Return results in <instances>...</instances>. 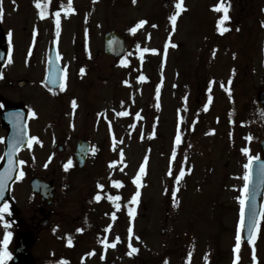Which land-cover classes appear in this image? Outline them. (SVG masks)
Here are the masks:
<instances>
[{"label":"rangeland","instance_id":"374dc122","mask_svg":"<svg viewBox=\"0 0 264 264\" xmlns=\"http://www.w3.org/2000/svg\"><path fill=\"white\" fill-rule=\"evenodd\" d=\"M168 1V10L164 15L168 11L171 14L174 10L171 7L173 0ZM183 1L186 6H190V10L179 17L178 28L174 31L170 27L166 29V32H174L171 38L162 39L156 27L159 24L162 26L164 0H135V3L133 0H100L96 4L93 19L96 20L100 36L109 29H117L124 35H129L130 26L143 16L149 17L151 22L137 35L131 36L135 38V42L129 44L132 46L131 55L127 53L115 66L114 60L109 61L103 54H97L94 59L93 55L87 56L81 46L77 59L74 60L72 54H68L66 65L69 84L63 93L69 98L71 96L70 105L73 100L76 101L78 112L66 116L64 123L54 126V133L57 135L51 140L47 139L52 143V148L44 141L43 147L38 150L34 148L23 156L34 163L31 171L33 174L43 177L46 175L48 179L58 182L55 203L57 212L53 218L62 225L59 222V214L62 213L59 207L66 202L68 209L69 202L78 204L76 211L67 210L66 216L72 217V221L79 218L78 215L83 211L82 198L92 196L100 179H104L106 183L114 178V173L108 166L110 158L116 154V159L124 162L125 171L122 175L125 178H134L135 175L141 177L139 184L142 186V199L135 205L133 223L138 235H142V229L146 228L145 236L150 244V264H191L194 256L191 238L206 235V232L199 231H204L206 227L208 236L217 237L221 244L228 239V244L231 245L237 217L235 186L241 182L236 174L242 171L245 159L241 148L249 145L254 154L259 148V141L264 137V110L259 111L255 103L257 92L264 90V71L260 70L258 55L264 37L259 27L263 21L261 10L264 0H224L230 19L223 25L228 32L220 37L216 34L215 27L213 28L217 18L223 15L222 11H217L214 7L220 0ZM91 18L90 14L87 21ZM166 25L168 26L167 23ZM144 44H147L148 49L157 50L155 53H147V72L151 79L145 89V93L148 91L145 98L135 87L139 86L135 83V75L128 73L121 65L122 60L129 59L132 66L140 68V63L135 58L137 46ZM166 44L168 47L165 53ZM68 47L71 50L72 42H69ZM93 48L97 49V45L94 44ZM87 67L95 70L85 71V74L77 78V71ZM18 71L22 69L19 68ZM164 72L168 75L166 84L170 87L165 89L166 111L161 114V108L152 102L151 96L153 97L155 85L160 83ZM124 80L131 82L130 87L123 85ZM80 86L85 89L81 90ZM115 86L122 101V104H118V109L144 105L149 112V132L156 131L158 136L150 135L139 139L136 135L141 132L139 126L138 132L131 134L126 120L119 118L117 111H114V104L106 94L115 89ZM31 88L20 90V93L27 95L26 92L29 93ZM77 103H80V107ZM206 104L207 109L204 107ZM49 105L47 97L41 102L40 108L46 109ZM70 105H67V109ZM244 106L243 115L241 109ZM106 109L110 111L108 117L117 118L119 136L115 150H111L115 154L108 150L107 132L110 128L96 120L98 112ZM61 111L62 109H58L56 115L59 116ZM225 117L230 118V121L226 122ZM244 120L258 131L252 130L247 134L250 127L246 122V127L241 125ZM175 125L180 127L179 144L175 142L178 130L174 129ZM65 132L69 134L68 139ZM81 133L89 137L93 144L104 142L106 152L102 153L103 159L96 155L93 148L85 168L73 167V170L53 173L52 162L53 165H58V162L72 160L75 142ZM249 135L251 140L247 139ZM60 145L65 147L63 151L58 150ZM50 161L51 166L46 170L44 165ZM141 165H144L143 173H140ZM180 169L185 174L177 182L175 177L179 175ZM28 173L22 180L24 183L16 185V192L13 194V197L15 195L19 198L14 200L21 216L28 214L31 204L29 199L41 202L37 196L29 193L30 189H26ZM173 192L176 193L175 197L172 196ZM184 198L187 200L185 203ZM104 211L112 213L109 204L101 206L100 212L104 214ZM201 215H206L207 224L199 222ZM164 228L168 230L166 234L162 233ZM63 231L55 235L49 231L43 237L53 235L57 244L52 246L55 251L46 250L41 244L33 247L32 252L40 264L57 263L60 259H66L70 264H110V259L103 260L98 255L84 260L80 251H72L66 246L64 241L67 233H62ZM219 245L216 251L223 249ZM112 253H117L111 259L116 261L115 264H139L141 257L138 252V257L131 261L118 251Z\"/></svg>","mask_w":264,"mask_h":264},{"label":"flooded vegetation","instance_id":"af4514ba","mask_svg":"<svg viewBox=\"0 0 264 264\" xmlns=\"http://www.w3.org/2000/svg\"><path fill=\"white\" fill-rule=\"evenodd\" d=\"M88 2H84V0H71V8L68 7V0H41L45 15L42 18L40 16V9L36 7L34 0H0V7L3 8V16L0 18V47L4 46L8 50V59L6 63H0V158L1 153L5 149V136L7 134V130L2 125V112L7 108H16L20 105H27L30 113L35 112V118L33 115L30 117L35 119L36 126L33 128L34 134L32 137H37V140L50 139L56 136L54 133V126L60 125L63 122V119L67 116H71L74 112H78L77 106L73 108L71 101L67 94L63 93V88L60 89H50L47 87L45 80L46 75L49 68V61L53 54L57 55V52L60 55V60L66 62L68 54L71 53L74 57V60L77 59L79 46L83 47V52L87 56L94 57L100 54L107 56V59L110 61L114 60V66L120 60L111 54H107L105 52V35L106 31H104L103 35L100 36L97 33V23L94 19V11L96 4L100 2V0H87ZM168 0H164L163 2V14L161 16L162 26L158 30L161 33L162 39L171 38L174 32L169 33L166 32L167 28H172L170 17L176 12V7L173 4L171 7L174 9L172 13L168 11L165 15L164 12L168 10ZM174 2V0H173ZM63 3L64 7L61 8V4ZM87 5L89 6L87 8ZM60 12V33L57 36L56 34V24H55V13ZM92 18L87 21V17ZM179 17V15H178ZM142 20L146 21L142 26V28L147 26L149 17L143 16ZM169 20V21H168ZM168 24V26L166 25ZM164 24V27H163ZM262 29V34L264 33V24L259 26ZM165 28V29H164ZM110 30V29H109ZM9 32H11V37H9ZM128 44L134 43L135 38L131 37V33L129 36L124 35ZM141 41V39L139 40ZM72 42V48L69 50L68 44ZM167 42V41H166ZM97 45V49L94 50L93 46ZM103 48V49H102ZM143 49V47L141 48ZM260 49V50H259ZM258 49V55L260 59V70L264 71V37L263 41L260 44ZM140 63L139 69L142 77L145 79H140L139 86H136L138 92L145 98L147 92L145 93V89L148 87V62L145 59L144 54L143 58L140 57L135 58ZM1 62V61H0ZM78 62V61H77ZM67 64V63H66ZM21 68L22 71H18ZM145 69V70H144ZM95 69L87 68L85 71L92 72ZM85 71L81 72V70L77 71L76 77L79 78ZM174 79V76H173ZM67 80L65 74V81ZM136 80V79H135ZM138 81V79L136 80ZM168 75L165 74L162 79V84L159 85V98L161 97L163 100L159 102L158 107L161 108L160 113L164 114L166 111V95L165 89L167 87ZM82 83V81H81ZM32 87L27 93L24 95L20 93V90ZM64 87V86H63ZM81 90L85 89L83 86H80ZM19 91V92H18ZM108 93L109 100L114 104V111L117 109L116 102L118 98L117 89H112L111 92ZM264 90H259L257 92V100L255 103L258 106V110H264ZM9 94H12L9 95ZM100 96V95H99ZM50 100V105L46 107V112L49 117H46L41 112H37L35 109L38 104H41L44 98ZM32 99V101H31ZM35 99V100H34ZM38 100V101H37ZM31 101V102H30ZM37 101V102H36ZM67 105H70L69 109H67ZM58 109H62L60 115H56V111ZM35 110V111H34ZM113 111V109H111ZM242 114L245 113V106L241 109ZM54 113V114H53ZM70 113V114H69ZM139 113V115H137ZM148 108L144 105L140 104L135 106L134 108L127 107V124L132 131L131 134H136L138 132V126L141 127L140 133L136 134L140 138L147 136L149 133L148 129ZM69 114V115H68ZM109 114V113H108ZM111 121L106 122L102 120L101 116H96V120L101 123H105L110 130L107 132V137L109 140L116 139L117 137V124L116 117H109ZM226 122L230 121V118L225 117ZM241 122L243 127H246V123L249 125V129L247 134L250 132L258 131L255 126H251L249 122ZM99 123V122H98ZM175 129V128H174ZM264 131V128H262ZM32 131V130H31ZM160 134V133H159ZM264 134V133H263ZM65 136L68 139L69 134L65 132ZM264 138V137H263ZM261 138V139H263ZM84 139L90 140L84 134H79L77 136V140ZM36 140V141H37ZM173 140V138H172ZM35 142V141H34ZM249 144V142L247 143ZM250 151L249 153H244L241 148V152L243 154L244 163L242 165V171L237 173L236 176L240 179V183L235 186L236 190V220L233 228V238L231 245L228 244V239H226L223 244H221V240H217V237L208 236L209 232H207L208 227L200 232L205 233L200 234L198 236L191 238V243L193 247V258L191 264H264V217L260 216L257 227L254 229L253 233H255L254 239L251 243H249L245 236V224L241 231V248L239 253L234 252V246L236 243V233L237 229L240 225V201L238 197L247 194V192H243L244 186V174L246 169L244 167L246 158L248 155L261 157V140L259 141V148L256 153H252V149L250 146H246ZM65 147L63 146V150ZM51 162L49 164H45L44 168L48 170L51 166ZM58 165L51 166V170L53 173L58 171H68L69 167L65 169L64 165L67 161L58 162ZM34 164H31V170L33 169ZM44 178L47 181H54V179H48L45 175ZM58 190L56 191L57 194ZM95 192L92 193L91 197L85 199L82 198V207L83 211L78 215L79 218H75V221H72V217H67V210L71 212H75L77 209V205L69 202L70 208L68 209L66 203L59 207V210L62 211L60 216V225L57 220L53 218L54 213L57 212L55 203L46 202H37L35 200L31 201L30 207L28 208V214H24L23 216L19 215L18 208L13 205L10 207L13 214L11 228L14 233V241L7 245V250L9 252L16 251L17 249H22L23 251L32 252L33 247L36 245H40L44 247L46 250L55 251L53 249V245L56 244V240L52 234H59V231H66V238L64 243L67 247L75 246L80 251L85 250H108V251H118L127 259L133 261V254L129 255L130 252L129 243L132 244L133 247L137 248L138 252H140V260L139 264H150L148 259V253L150 244H148V240L145 236L146 228L142 229V235L137 233L133 234L132 228V219L130 216L122 211L119 215L116 213V218H112V213H107L104 211L102 214L101 206L111 205L110 202H100L99 199H96L94 195ZM183 195V194H182ZM142 199V193L140 200ZM184 203L187 201L185 198L183 199ZM183 201L181 203H183ZM89 202V203H88ZM37 205V207L35 206ZM216 209V208H215ZM262 211H264V197H263V207ZM18 212V213H17ZM212 213H216L212 211ZM9 212L4 213L3 216H7ZM202 217L199 222L207 221L206 215H201ZM2 219V218H0ZM3 220V219H2ZM7 220V219H6ZM6 220H3L5 223ZM194 221L190 220V222ZM207 224V222H205ZM6 226V223H5ZM192 226V225H191ZM132 228L131 238L129 237L128 229ZM193 228V226H192ZM67 229V230H66ZM78 229H82V231H78ZM52 234L46 236L44 239V235L48 232ZM168 230L166 228L162 229V233L166 234ZM210 233H212L210 231ZM144 235V236H143ZM119 236V240H116V237ZM139 237V239H137ZM204 237V238H203ZM203 238V239H202ZM43 239V240H42ZM102 241L107 242V246ZM223 241V239H222ZM74 242V243H72ZM1 243L3 244V240L1 239ZM113 243L115 246H112ZM227 243V244H226ZM220 244V245H219ZM223 247V249L217 250V246ZM253 249L255 250V260H253ZM129 251V252H128ZM15 253V252H14ZM33 253V252H32ZM34 254V253H33ZM239 256V259L236 260V256ZM138 256V254H137ZM37 264L39 260L35 257ZM116 261L111 260L110 264H115ZM51 264V263H50Z\"/></svg>","mask_w":264,"mask_h":264},{"label":"snow or ice","instance_id":"6c2138e0","mask_svg":"<svg viewBox=\"0 0 264 264\" xmlns=\"http://www.w3.org/2000/svg\"><path fill=\"white\" fill-rule=\"evenodd\" d=\"M34 2L36 4V7L41 10L40 11V16L43 18L44 15H45V12H44L41 0H34ZM133 2L135 3V0H133ZM63 7H64V5L62 3L61 4V8H63ZM68 7L71 8V0H68ZM175 7H176V12L170 17V20H171L172 25H173V29L175 28L177 16L183 10V0H177V3L175 5ZM214 7L216 8L217 11H222L223 12V15L218 20V26H223L225 24V22L230 19L229 15H228V6L225 5L224 0H220V2ZM2 16H3V8L0 7V18H2ZM144 23H146V21H144V20L139 21V24L137 25V27H139L140 25H143ZM55 24H56V34L58 36L59 33H60V12L59 11H57L55 13ZM219 30L227 31L228 29L224 28V27H219ZM130 31L135 32L136 28H132ZM8 35H9V37H11V32H9ZM137 47L139 49V46H137ZM167 47H168V45L166 44L165 45V53L167 52ZM139 50L141 52V58H143V53H145V52H148V51L156 52L157 51L156 49H148V48H143V49H139ZM56 59L57 60L60 59V55H59L58 52H57V55H56ZM121 63L122 64H127L128 61L127 60H122ZM61 71L63 72V70H61ZM83 71H84V69L82 68L81 72H83ZM140 79H145V78L144 77H140ZM63 80H64V75H62L60 77L59 83H60L61 87H63ZM51 83L54 84V85L57 84V79H56L55 76L51 77ZM157 98H159V88H157ZM209 100H211V97H209ZM72 106H73V108L76 107V101L75 100L72 101ZM204 107H205V109H207V104L204 105ZM31 115L35 116L36 113L32 112ZM118 115L123 116V115H127V113L120 112V113H118ZM137 115H139V113H137ZM17 118H19V114H17ZM247 139L251 140L252 139L251 135H249L247 137ZM36 140H37V137H34V136L30 137L29 140H28V147L31 148L32 147V143L34 141H36ZM175 142H176V144H179L181 142V135H180L179 128L177 130V134H176V137H175ZM20 143H21V141H19V140L14 141L13 148L15 149L17 147V145L20 144ZM242 151L247 154V153H249L250 150L247 147H245V148L242 149ZM121 156H123V152H121ZM174 156H175V152H173V157ZM256 159H259V157L248 155V163H246L244 165L245 169H250L251 165H252V162L254 160H256ZM145 162H147V158H145ZM24 163H25L24 160H20L19 161L20 165H23ZM72 163H73L72 160L69 159L67 161V163L64 165L65 169H67L69 166H71ZM113 163H115V162H113ZM13 168H14V163H13V160L11 158V153H10L9 154L8 167H7V169H5L4 173L0 174V198L3 197V192H4V189L6 187L5 181H6V179L10 178L9 174L12 172ZM260 170H261L262 175H264V163H261ZM143 172H144V165H141L140 173H143ZM169 174L171 175L172 173L169 172ZM184 174H185L184 170L180 169L179 175L175 177L176 181L179 182V180L181 179V177L184 176ZM23 175H24V172L21 170L19 172V175L17 176V179H20L21 177H23ZM249 179H250V173L249 172H245V174H244L245 183H244L243 190H242L245 193L248 191V187H249L248 181H249ZM135 182L137 183V185H139V182H140V177L139 176H137L135 178ZM114 184L117 187H119V186H121V181H119V180L114 181ZM100 187L102 188L103 185H100ZM140 195H141L140 191L137 190L135 192V194L132 195L131 200L129 201V203L130 204L138 203V197ZM175 195H176V193L173 192L172 196L175 197ZM99 198H100L99 196L96 197V199H99ZM247 198L248 197L245 196V195H242L241 197H238V199L240 201V225H239V227L237 229L236 243H235V246H234V252H236V253H239L240 248H241V231L240 230L244 227V208H245V201L247 200ZM109 199L115 201V200H119L120 197L117 196V197L113 198V197L110 196ZM174 203H175V200H174ZM116 207L119 208V205L117 204ZM8 211H9L8 204L5 203L3 205V207H0V218H2L3 214L7 213ZM128 214H129V216H134L135 215V209L134 208H129L128 209ZM260 215L262 217H264V211H262L260 213ZM112 218L113 219L116 218L115 213L112 214ZM5 223H6V226H7V222H5ZM257 224H258V221H255V219H254L253 225H251L250 227L251 228H255L257 226ZM78 231H82V229H78ZM128 233H129V237L131 238L132 228L128 229ZM10 236H11V232H8V233H6V235L4 237L3 244H4L5 247H4V249L2 251H0V264H6V261L11 258V253L7 250L8 238ZM254 236H255V233H252L250 231V236H249V241H248L249 243L252 242V240L254 239ZM119 239H120L119 236H117L116 240L118 241ZM137 239H139V237H137ZM102 242L105 243L106 246H107V242L106 241H102ZM112 246H115V244L113 243ZM128 246L130 248V252L128 253L129 255H132L133 253L138 251V249L133 247L131 243H129ZM190 257H191V253H189V258ZM238 259H239V256L237 255L236 256V260H238ZM253 260H255V250L254 249H253ZM166 264H167V262H166ZM234 264H235V261H234Z\"/></svg>","mask_w":264,"mask_h":264},{"label":"water","instance_id":"95a60500","mask_svg":"<svg viewBox=\"0 0 264 264\" xmlns=\"http://www.w3.org/2000/svg\"><path fill=\"white\" fill-rule=\"evenodd\" d=\"M117 36H119V33L116 31L109 33L107 35V43L109 42L110 39H112V42H113ZM119 40H120V42H119L120 48H118L116 50H114V48H112L111 51H108V52H114L118 56V55H121L126 50V44L124 43V41L122 39H119ZM112 45H113V43H112ZM82 150L83 151H81V152L78 151V157L80 160V164L83 166L84 161L87 157L88 146L87 147L83 146ZM12 179H13V175L11 176L10 179L9 178L6 179V181H5L6 187H5L4 192H3V197L0 198V200L5 199V198L7 199L9 185H10V181ZM32 185H33L34 189H37V190L39 189L38 180H34ZM263 189H264V175H261L259 184L253 185L251 183V185L249 187L250 192H249V197H248V201H247V205L249 207L255 206L256 208H258L259 197H260ZM10 264H33V262H32L31 256H29L25 253H22V252H18L16 254V257L10 262Z\"/></svg>","mask_w":264,"mask_h":264}]
</instances>
